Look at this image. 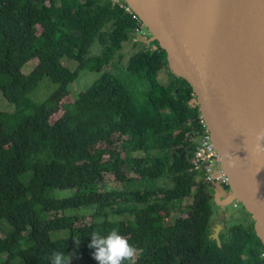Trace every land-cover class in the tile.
Listing matches in <instances>:
<instances>
[{
	"label": "trees",
	"instance_id": "1",
	"mask_svg": "<svg viewBox=\"0 0 264 264\" xmlns=\"http://www.w3.org/2000/svg\"><path fill=\"white\" fill-rule=\"evenodd\" d=\"M136 25L111 0H0V264H49L53 251L99 264L91 235L112 231L135 248V264H264L248 211L219 232L221 246L209 237L214 194L191 164L203 133L195 92L180 76L156 80L166 52L152 35L132 42ZM127 42L141 90L100 61L121 60ZM84 70L98 75L50 119L31 95ZM57 230L68 233L52 238Z\"/></svg>",
	"mask_w": 264,
	"mask_h": 264
},
{
	"label": "water",
	"instance_id": "2",
	"mask_svg": "<svg viewBox=\"0 0 264 264\" xmlns=\"http://www.w3.org/2000/svg\"><path fill=\"white\" fill-rule=\"evenodd\" d=\"M199 110L264 247V0H131ZM135 12V13H136ZM209 237L221 246L219 229Z\"/></svg>",
	"mask_w": 264,
	"mask_h": 264
},
{
	"label": "rangeland",
	"instance_id": "3",
	"mask_svg": "<svg viewBox=\"0 0 264 264\" xmlns=\"http://www.w3.org/2000/svg\"><path fill=\"white\" fill-rule=\"evenodd\" d=\"M123 1L127 6L130 7L128 2L126 0ZM132 9V8H131ZM49 12V11H48ZM144 31L146 33H151L148 26L144 27ZM130 43H124L123 44V52L121 54V60H119V57L117 55L114 56L112 60H105L100 59V61L106 62V67L110 69L112 72L115 73L116 76H118L123 83L126 84V86L129 89L134 90H141L142 85L138 82L137 78L129 73L126 68V62L130 54L133 53L132 47L131 49ZM101 50V45L96 41L92 43V46L90 47L89 55L92 56V54L99 53ZM68 65L71 69H74L75 64L73 62L68 61ZM34 62L32 60L24 66L23 72L29 73L33 67ZM98 75L97 72L93 71H87L84 70L80 72L77 79L67 86H57L54 84L49 83L48 81H44L38 89L31 95V97L39 102L43 109L45 110L47 116L50 118H53L55 115L59 114L60 109H67L72 101L75 99V97L78 95L79 92L85 90L88 88L91 83L93 82L94 78ZM175 76H177L169 67H163L161 68L157 74H156V80L160 84H168L171 83ZM4 102L0 99V107H4ZM50 118V119H51ZM220 167L217 166L216 170H214V173L217 174ZM161 183H157L159 185ZM149 187V185H145ZM129 187L131 189H138L143 187L139 183L130 184ZM209 190L214 194V200L212 202V209L213 214L211 216V224L212 227L215 225H221L220 231L225 230L226 226L231 225L233 223H244L247 217V208L238 201L237 199L232 198V192L230 189L228 191H224V188L222 189L220 186H217L215 184H209ZM237 202L236 207L233 206V204ZM179 204V203H177ZM94 208L90 207L85 210H81L80 214H91L93 213ZM186 210L180 211L179 215H185ZM178 215L175 216L177 218ZM125 216H116L113 219H123ZM174 218V217H173ZM126 219V218H125ZM3 230L6 231L9 229V226L5 224V222H2ZM67 230H57L53 231L51 233L52 238H61L67 235ZM3 261V256L0 254V263ZM19 258H15L14 262H18Z\"/></svg>",
	"mask_w": 264,
	"mask_h": 264
},
{
	"label": "built area",
	"instance_id": "4",
	"mask_svg": "<svg viewBox=\"0 0 264 264\" xmlns=\"http://www.w3.org/2000/svg\"><path fill=\"white\" fill-rule=\"evenodd\" d=\"M111 1L118 5L120 9L133 15V18L137 20V25L133 30L132 42H139L151 35V33L148 34L144 31V27H146L145 22L131 7L121 0ZM194 98L196 99V94ZM199 125L203 129V133L198 138L197 148L191 159V164L194 169L203 173L205 181L220 186L222 189L224 188V191H228L230 189L231 177L223 167V157L214 143L213 135H211L202 114L199 117ZM217 166L220 168L218 169L219 172L215 174L214 170H216ZM236 205L237 202L233 204L234 207Z\"/></svg>",
	"mask_w": 264,
	"mask_h": 264
},
{
	"label": "clouds",
	"instance_id": "5",
	"mask_svg": "<svg viewBox=\"0 0 264 264\" xmlns=\"http://www.w3.org/2000/svg\"><path fill=\"white\" fill-rule=\"evenodd\" d=\"M257 141V151L264 154V132L257 135ZM91 237L89 247L95 249L94 258L99 261V264H123L126 260L135 264V248L116 231H112L106 237L93 232ZM76 244L79 245L77 242ZM74 255V252L65 255L62 252L53 251L49 264H71V257Z\"/></svg>",
	"mask_w": 264,
	"mask_h": 264
},
{
	"label": "crops",
	"instance_id": "6",
	"mask_svg": "<svg viewBox=\"0 0 264 264\" xmlns=\"http://www.w3.org/2000/svg\"><path fill=\"white\" fill-rule=\"evenodd\" d=\"M127 2H128V4H131L133 7H134V3H133V1L131 2V0H126ZM134 9L136 10V8L134 7ZM133 10V9H132ZM135 10H133L134 12H136ZM136 14H137V12H136ZM139 15V14H138ZM145 25H146V23H145ZM232 195V194H231Z\"/></svg>",
	"mask_w": 264,
	"mask_h": 264
}]
</instances>
